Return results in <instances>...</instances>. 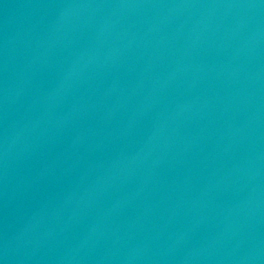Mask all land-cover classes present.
I'll use <instances>...</instances> for the list:
<instances>
[{
    "label": "water",
    "instance_id": "1",
    "mask_svg": "<svg viewBox=\"0 0 264 264\" xmlns=\"http://www.w3.org/2000/svg\"><path fill=\"white\" fill-rule=\"evenodd\" d=\"M0 264H264V0H0Z\"/></svg>",
    "mask_w": 264,
    "mask_h": 264
}]
</instances>
